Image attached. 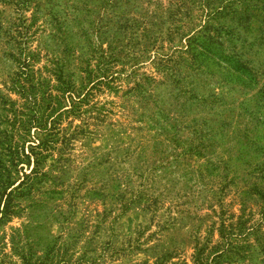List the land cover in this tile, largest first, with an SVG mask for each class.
Returning <instances> with one entry per match:
<instances>
[{
    "label": "rangeland",
    "instance_id": "obj_1",
    "mask_svg": "<svg viewBox=\"0 0 264 264\" xmlns=\"http://www.w3.org/2000/svg\"><path fill=\"white\" fill-rule=\"evenodd\" d=\"M0 264H264V0H0Z\"/></svg>",
    "mask_w": 264,
    "mask_h": 264
}]
</instances>
